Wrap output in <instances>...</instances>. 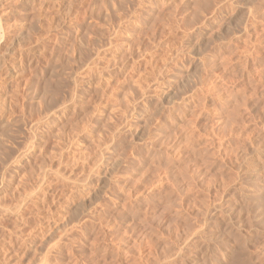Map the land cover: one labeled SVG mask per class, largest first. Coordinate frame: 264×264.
Here are the masks:
<instances>
[{"label": "rangeland", "instance_id": "1", "mask_svg": "<svg viewBox=\"0 0 264 264\" xmlns=\"http://www.w3.org/2000/svg\"><path fill=\"white\" fill-rule=\"evenodd\" d=\"M0 264H264V0H0Z\"/></svg>", "mask_w": 264, "mask_h": 264}, {"label": "bare ground", "instance_id": "2", "mask_svg": "<svg viewBox=\"0 0 264 264\" xmlns=\"http://www.w3.org/2000/svg\"><path fill=\"white\" fill-rule=\"evenodd\" d=\"M142 5V4H141ZM231 26V25H230ZM190 76V75H189ZM179 89V88H178ZM148 100V99H147ZM135 101V100H134ZM168 101V100H167ZM62 102V101H61ZM145 103V102H144ZM166 103V102H165ZM162 107V106H161ZM158 114V113H157ZM146 119V118H145ZM2 125V124H1ZM3 128V127H2ZM149 135V134H148ZM156 140V139H155ZM160 147V146H159ZM115 160V159H114ZM117 161V160H116ZM260 162V161H259ZM256 163V162H255ZM117 164V163H116ZM263 164V163H262ZM116 166V165H115ZM258 166V165H257ZM256 167V166H255ZM115 168V167H114ZM111 169V168H110ZM255 170L258 168H254ZM262 169V168H261ZM252 170V169H251ZM259 170V169H258ZM253 171V170H252ZM142 178V177H141ZM255 178V177H254ZM39 182V181H38ZM38 184V183H37ZM109 184V183H108ZM96 192V191H95ZM256 193V192H255ZM40 195V194H39ZM260 198V197H259ZM240 213V212H239ZM198 260V259H197Z\"/></svg>", "mask_w": 264, "mask_h": 264}]
</instances>
